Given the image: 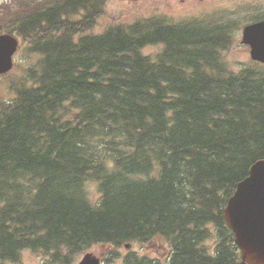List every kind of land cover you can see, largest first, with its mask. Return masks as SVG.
Wrapping results in <instances>:
<instances>
[{"label":"trees","instance_id":"obj_1","mask_svg":"<svg viewBox=\"0 0 264 264\" xmlns=\"http://www.w3.org/2000/svg\"><path fill=\"white\" fill-rule=\"evenodd\" d=\"M104 1L15 0L0 14V33L35 54L0 99V261L31 249L72 264L103 245L106 264H242L222 211L264 158V65L227 68L222 22L86 32ZM157 238L164 255L119 252Z\"/></svg>","mask_w":264,"mask_h":264},{"label":"rangeland","instance_id":"obj_2","mask_svg":"<svg viewBox=\"0 0 264 264\" xmlns=\"http://www.w3.org/2000/svg\"><path fill=\"white\" fill-rule=\"evenodd\" d=\"M15 0H0V14L8 15L12 12L13 6H9ZM7 9L6 11H3ZM257 13L264 14V0H105L101 5V11L97 14L95 23L86 32L98 33L103 30L112 20L130 23L136 20H145L146 18H161L164 21H197L205 23L222 22L227 26L226 35L228 40L224 48L217 51L220 60L231 71H236L242 65L251 62L248 47L240 43L241 27L246 22L245 18ZM199 16V18H198ZM80 17L79 13L72 16L73 19ZM221 24V23H220ZM240 24V25H239ZM18 39V45L12 54V65L9 70L0 74V99L12 96L11 82L18 76H23L26 68L34 64L35 54L31 53L27 43L23 39ZM161 49L160 44L145 46L142 50L145 54L155 57ZM88 189L95 196V187L93 183H88ZM158 242L150 243L133 242L127 247L119 248L120 254H125L128 250L137 251V253H147L151 257L164 255V241L157 238ZM157 243V244H156ZM109 246H93L87 251L97 255L104 264L105 257L110 251ZM74 261L76 262L81 255ZM21 264H53L49 258L41 252L31 249H23L20 253ZM118 260V259H117ZM110 262L116 264L118 261ZM0 264H15L10 261L2 260Z\"/></svg>","mask_w":264,"mask_h":264},{"label":"water","instance_id":"obj_3","mask_svg":"<svg viewBox=\"0 0 264 264\" xmlns=\"http://www.w3.org/2000/svg\"><path fill=\"white\" fill-rule=\"evenodd\" d=\"M241 42L249 46L250 57L264 64V20L245 25ZM18 39L0 33V74L10 69ZM223 218L234 236L242 264H264V158L254 161L245 177L236 183L223 207ZM128 244H125L127 247ZM73 264H103L91 251Z\"/></svg>","mask_w":264,"mask_h":264},{"label":"flooded vegetation","instance_id":"obj_4","mask_svg":"<svg viewBox=\"0 0 264 264\" xmlns=\"http://www.w3.org/2000/svg\"><path fill=\"white\" fill-rule=\"evenodd\" d=\"M206 1H209V0H206ZM198 18H199V16H198ZM198 20V19H197ZM260 20H264V14H262V15H259V14H257V13H253V15H251V16H248L247 18H245V23L242 25V27H241V32H242V28L245 26V25H247V24H250V23H254V22H257V21H260ZM199 21V23H205V22H202V21H200V20H198ZM166 22H168V23H176V22H180V21H178V20H176V21H173V22H170V21H166ZM209 24H211V23H209ZM240 25V24H239ZM209 28H211V27H209ZM241 43V42H240ZM251 61H255V60H253V59H251ZM255 62H257V61H255ZM260 63V62H259Z\"/></svg>","mask_w":264,"mask_h":264}]
</instances>
